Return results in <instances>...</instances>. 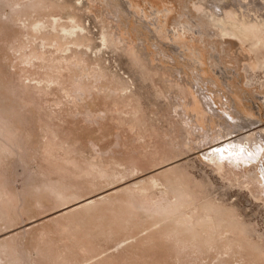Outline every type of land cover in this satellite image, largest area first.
Segmentation results:
<instances>
[{
	"label": "rangeland",
	"instance_id": "374dc122",
	"mask_svg": "<svg viewBox=\"0 0 264 264\" xmlns=\"http://www.w3.org/2000/svg\"><path fill=\"white\" fill-rule=\"evenodd\" d=\"M262 172L264 0H0V264H264Z\"/></svg>",
	"mask_w": 264,
	"mask_h": 264
},
{
	"label": "bare ground",
	"instance_id": "6f19581e",
	"mask_svg": "<svg viewBox=\"0 0 264 264\" xmlns=\"http://www.w3.org/2000/svg\"><path fill=\"white\" fill-rule=\"evenodd\" d=\"M252 26H253V24H252ZM239 26L237 25L236 26V28H238ZM227 28V27H226ZM229 28V27H228ZM227 28V29H228ZM237 31H238V29H236ZM234 31V30H233ZM240 32V31H239ZM242 33V32H241ZM230 34V33H229ZM240 35V34H239ZM255 139V138H254ZM223 141V140H222ZM254 142H258L256 139H255V141ZM220 143L221 144H218V145H214V146H212L211 148H213V150L212 149H210V150H212L211 152H210V150L208 151L209 153H214V151H220V150H223V149H227L228 151H231V149H229V146H239L242 142L240 141V140H236V139H232V140H230V141H224V142H221L220 141ZM256 149V148H255ZM256 151H257V149H256ZM258 155V154H257ZM256 169V168H255ZM260 178L261 179H263L262 181H264V173L262 172V176L260 175ZM90 201V200H89Z\"/></svg>",
	"mask_w": 264,
	"mask_h": 264
}]
</instances>
